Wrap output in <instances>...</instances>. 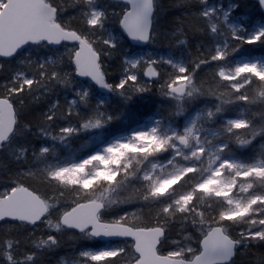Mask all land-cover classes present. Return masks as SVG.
I'll use <instances>...</instances> for the list:
<instances>
[{
    "label": "trees",
    "instance_id": "1",
    "mask_svg": "<svg viewBox=\"0 0 264 264\" xmlns=\"http://www.w3.org/2000/svg\"><path fill=\"white\" fill-rule=\"evenodd\" d=\"M233 1L239 5L240 12L264 21V13L257 2ZM48 2L57 11V23L68 31L77 30L78 35L83 33L81 37L86 39L100 55L107 82L115 85L123 80L126 50L144 47L135 46L125 35V42L121 45L114 48L104 45L105 36L99 28L89 29L85 24L83 10L88 7L85 0H48ZM97 6H103L107 12L105 23L117 29L121 27V17H124L129 10L125 5L115 3L113 0H98ZM204 8L203 0H155L153 30L147 47L157 53L181 56L191 72L195 63L209 59L216 51V42L212 37L210 24L204 16ZM255 46L257 48L253 50ZM255 46L232 42L226 52L230 60H234L239 51L264 54V39ZM236 48L238 50L235 52ZM76 49L77 46L74 44H64L59 49H51L47 44L40 43L13 59L0 60V98L12 102L18 119L15 135L0 150V200L13 191V188L24 186L30 190L34 189L33 192L46 201L50 209L48 217L37 227L14 223L0 226V264H64L65 261H86L81 253L88 248H99L103 243L92 239L88 233H77L62 226L61 217L73 201H93L99 194L108 190L110 194L108 200L104 201L103 221L112 222L124 213L117 214L114 211L117 206H126L117 195L119 189L115 187V183H101L90 190H85L78 186H66L60 182L50 183L48 180L51 172L48 165L65 156V146L77 150L83 145L86 140L83 135L86 123L90 125L96 120L108 124L131 122L134 118L132 110L135 109L144 111L141 113L142 117L158 111L162 118L177 122L178 127L182 129L185 120L193 111L205 105L214 109L218 103L206 94L201 95L200 92H194L190 97H187V94L185 98L175 100L173 95L168 94L167 85L173 79H177L178 72L163 63L156 65L159 79L143 85L149 91L139 93L134 87H128L123 92L111 90L110 102L104 107L93 99H81L77 93V84L81 81L77 77L75 68ZM50 57L55 59L54 63L48 61ZM221 65L220 62H213L201 66L196 73V86L199 87L204 83L218 93L227 92L222 85L218 86L215 78V72ZM208 68L212 71L206 72ZM20 74H26L32 79V83L23 84L22 79L18 78ZM188 91H191V88ZM259 91L260 86L256 84L247 88L250 97H256ZM72 98L78 100V107L71 106L69 99ZM69 109L72 112L70 116ZM232 111H243L253 121L254 130L261 133L252 146L243 152L237 148L235 155L246 163H253L258 159L264 160V149L260 147L261 141L264 140V103L257 102L247 106L234 104ZM102 114L105 115L104 118H101ZM47 116L54 118L48 120ZM108 118H111L110 121ZM218 124V121L213 122V128L217 129ZM71 127L79 131L70 134L61 132L62 128ZM44 147L48 148L46 156L41 152ZM54 154L59 155V159H54ZM151 162L153 161L145 158L135 160L127 169L126 177H133V173L142 177ZM122 177H125V174H121L120 178ZM190 186L185 184L181 191ZM255 191L264 193V184L257 182ZM209 204L214 210L228 208L224 201L206 197L200 202V207L206 209ZM159 207V204L146 205L135 215L132 214V210L136 208H132L127 211L129 215L125 223L130 226L154 223ZM256 218H264V213L258 217L250 215L228 225L226 231L239 242L236 258L231 264H264V240L253 237V234L260 230L253 223ZM192 221L191 216L184 218L177 215L167 222L168 238L164 244L165 251H159L161 255L170 256L179 252L181 259L191 260L201 252L199 235L202 226L198 220L196 223ZM49 236H54L57 243L52 244L48 240ZM121 244L127 251L115 264L134 263L136 253L133 244L129 242ZM167 249L174 251L169 253ZM29 254H35V258L29 259Z\"/></svg>",
    "mask_w": 264,
    "mask_h": 264
},
{
    "label": "snow or ice",
    "instance_id": "2",
    "mask_svg": "<svg viewBox=\"0 0 264 264\" xmlns=\"http://www.w3.org/2000/svg\"><path fill=\"white\" fill-rule=\"evenodd\" d=\"M88 7L83 10V16L86 26L89 29L102 28L104 21L107 19V12L103 6L92 7L93 0H87ZM261 8H264V0H258ZM239 7V5H236ZM133 14L127 18L121 17V23L124 29L134 39H140L147 42L151 37L150 33L140 34L138 29V21L135 18L137 9L148 13L153 9L151 0H141L140 3L133 5ZM227 15V14H226ZM55 27V26H53ZM215 32L216 28L213 26ZM77 30L73 29L69 33V37L75 34ZM80 33L79 36H82ZM79 36L76 38L79 39ZM237 40H243L244 44L253 45L264 39V31L259 34L244 39L236 36ZM83 43V41H81ZM105 43H110L105 41ZM111 47H116L114 43H110ZM90 47H92L90 45ZM238 48L234 49L237 51ZM75 55L80 56L81 50H78ZM228 53L217 49L213 55L207 60H200L193 65L191 72L187 67H180L179 71L183 76L179 86L175 79L169 82L167 88L169 95H183L188 88V95L191 96L194 92H200L201 95H207L218 103L214 109L209 108L206 112L207 119L211 122H219L217 129L212 131L214 140L202 139L197 134L196 121L194 120L189 126L185 127L182 132L173 131L172 135L161 137L157 134V129L154 127L150 131H140L133 135L128 143H116L110 145L104 150V155H93L88 160H85L79 165H74L71 170L63 169L49 173L48 180L50 183L60 182L63 178V173L71 171L73 173L82 172L84 168L92 164L94 161H100L109 167L97 172V177L103 182L118 184L120 181V173L122 169L119 167L124 163L128 153H138L147 158L156 156L161 153H172V159L169 164L173 165V170L167 174L153 175L145 173L142 179L147 182V191L143 194L141 202L144 206L159 204L155 214V222H149L142 225H128L125 220L129 213L124 212L119 219L112 222L103 221L104 201H73L68 209L63 213V221L71 226L72 218H76L75 227L81 232H84L89 226L91 231L88 232L92 237H106L111 239H127L133 238V248L139 250L136 252L135 264H145L141 259L140 253L144 251L143 240L145 231L148 233L159 234V244L157 250L165 251L164 244L168 238L167 222L180 215L184 218L193 217V223L197 220L202 226L200 229L199 241L204 245V251L209 248H215L218 245L231 247L234 240L230 233L226 231L228 225H231L244 217H247L253 209L264 206V193H256L250 196L246 202H242L235 198L234 193L237 188L241 191L254 189L258 181H264V160H257L254 163H244L239 159L231 158L235 155L236 149L239 148L243 152L260 137L261 133L254 130L253 121L250 120L243 111H232V105L243 104L251 105L257 102L264 103V66L259 63L251 65L245 63L242 66L238 65L233 71H225L219 69L215 72L217 84L222 85L227 89V92L218 93L215 89L207 87L201 83L196 86V73L199 72L201 66L209 65L213 62H222L225 60ZM80 63V61H77ZM133 67L140 63L139 60L132 62ZM98 67V66H97ZM208 68L206 72H211ZM81 75H85L81 70ZM145 75L152 79H159L158 70L149 66ZM97 83L109 90L125 91L128 87H134L139 93L149 91V89L139 83V76L130 75L126 79L113 85L106 83L103 77H96ZM131 82V83H129ZM259 85L260 91L256 97H250L247 94L249 85ZM204 89V91H201ZM87 96H81L83 99ZM227 96V99H225ZM72 105L76 104L73 100ZM72 114L71 109L68 115ZM48 120H52L53 116H47ZM200 115L197 114L198 120ZM102 121L96 120L94 124H85L98 127ZM74 129L62 128L61 132L70 134ZM227 137L228 139H225ZM260 147L264 149V140L261 141ZM47 148H42L41 152H47ZM228 154V155H226ZM182 161V162H181ZM206 164V168L202 169V165ZM156 166L153 165V168ZM125 177L128 175L127 165L123 169ZM133 176L136 174L133 173ZM197 178V179H194ZM92 181H85L82 185L84 189H88ZM185 184L191 186L183 191ZM15 189L13 188V191ZM32 191H35L34 189ZM209 197L213 200L224 201L229 207L223 210H214L209 204L205 209L200 207V202L204 197ZM134 199V198H133ZM40 208L43 214L37 217L31 223L39 225L44 221L47 214V205L43 200L39 201ZM133 209L132 214L137 211H142L143 207ZM14 218L0 217V224L16 223ZM264 224V219L260 220ZM206 227H203L205 226ZM133 229H136L135 231ZM257 236L264 240V232H258ZM48 240L52 244H56L57 240L54 236H49ZM18 243V242H17ZM127 251L126 248L114 247L112 249L101 250L99 252H83L82 256L90 258L93 264H115V262ZM169 253L174 249H167ZM153 257L158 264H166V258ZM35 254H29V259H34ZM201 257H197L200 260ZM230 264V262H229Z\"/></svg>",
    "mask_w": 264,
    "mask_h": 264
},
{
    "label": "rangeland",
    "instance_id": "3",
    "mask_svg": "<svg viewBox=\"0 0 264 264\" xmlns=\"http://www.w3.org/2000/svg\"><path fill=\"white\" fill-rule=\"evenodd\" d=\"M7 1L8 0H0V12L6 5ZM85 1L87 2V0ZM203 1L205 5L204 16L210 24L212 37L216 42V50L219 49V50L227 51L228 47L232 42L238 45H248V44H244L243 40H237L235 37L240 36L243 37L244 39H247L259 34L261 31H264V21L262 19L252 17L251 15L244 14L242 13V11L240 12L239 8L236 7V5L238 4L233 0H218L214 2H211L209 0H203ZM97 3L98 0H93L92 6L97 7ZM213 26H215L216 28L215 32L212 30ZM99 31H101L105 36L103 43L106 46L107 45L110 46V43H114L116 46H118L125 42L124 35L126 36V34L122 30V27L117 29L116 27H113L110 24H106L104 21V26L102 28H99ZM105 41H109L110 43H105ZM256 44L253 45L255 46ZM256 48L257 47L255 46L253 50ZM30 51L31 50H29V52ZM137 60H139L140 63L135 67H133L132 62ZM48 61L54 63L55 59L53 57H50ZM161 63L167 65L168 67H171L172 69L178 72V77L176 79L178 86L180 80L183 79V76L180 73L179 69L180 67H187L184 58H182L181 56L172 55L170 53H166V54L157 53L150 50L149 47H144L142 49L130 48L129 50L128 49L126 50V55L124 57V64L126 66L125 71L123 72L124 79H126L127 76L130 75H137L139 76V83L141 85L149 84L150 82L145 78V70L150 65L154 66L157 69L156 65ZM220 63L222 64L220 69H223L225 71H233L238 65L242 66L245 63L249 65L253 63H259L261 66H264V54L260 52L239 51L236 53L234 60H230L229 56L227 55L225 60ZM18 78L22 79L23 84L30 85L32 83V79L27 77L26 74H20ZM77 88H78L77 93L79 96H84V94L87 93V96H85L83 99L85 98L93 99V101L99 103V105L103 107L107 106L108 103L110 102L109 94L111 93V90H108V92L104 94L100 91L98 87H96L92 83L83 82V81H81L80 84H77ZM186 95L185 96L173 95L172 97H174L176 100L178 98H185ZM187 97L190 96L187 95ZM73 100L76 101V104L74 106L71 103ZM69 103L74 108L79 106L78 100L74 98L69 99ZM208 109L209 106L205 105L203 108L196 109L195 111H193L192 114L185 120L182 129L178 127L177 122L175 123L173 121H168L162 118L160 112L158 111L142 117L141 113L144 111L142 110V112H140V110L134 109L132 110V115L134 118L131 122L123 121L122 124L101 123V125L98 127L89 126L87 128H84L83 135L86 137V140L83 143V145L77 150H73L65 146L66 147V149L64 150L65 156L62 157L61 160L49 164L48 168L51 170V172H55L57 170H63V169L71 170L74 165H79L83 163L85 160H88L93 155H104V150L110 145H114L116 143H122V144L128 143L133 137V135L140 131L148 132L155 127L157 129V134L159 136L167 137L172 135L173 131L182 132L183 129L189 126L194 120L196 121L197 134L200 135L202 139L207 138V140H214L212 131L215 130L216 128H213V122L207 119L206 112ZM197 114L200 115V118L198 120L196 119ZM104 117L105 115L102 114L101 118ZM108 119L110 121L111 118ZM94 123L95 122L91 124ZM71 128L74 129V131L72 132L76 133L79 131L76 130L75 127H71ZM47 153L48 151L43 152V156H46ZM231 158L239 159L242 162H244L237 155H234ZM54 159H59V155L54 154ZM138 159H144V157L139 155L138 153H132V152L128 153V156L126 157L124 163L119 165V167L122 169L120 175L124 174L123 169L125 167V164L127 165V169H129L132 163ZM171 159H172L171 151L161 153L158 156H149L145 158V160H150V161L152 160L153 162H151L147 171L143 173V176L146 172L152 173L154 176L167 174L171 172L173 170V165L169 164V161ZM258 160H262V159H258ZM153 165H155L156 167L153 168ZM106 167L109 166L103 164L100 161H94L92 164L87 165L82 172H76V173H73L71 171L64 172L63 178L60 181V183L66 186H72V187L78 186L83 188L82 185L85 181H92L93 183L90 185V187L88 189H85V190H90L98 184L107 183V182H103L100 178L97 177V172L103 170ZM203 168H206V164L202 165V169ZM259 182L264 184V181H258V183ZM255 187L254 189L246 190V191H241L238 187L237 191L234 193V196L236 199L242 202H246L253 194V192H256ZM109 194L110 193L107 190L106 192L99 194L93 201H98V200L107 201L109 198L108 197ZM227 207L229 206L227 205ZM262 213H264V206H260L253 209V211L248 216L255 215L258 217L261 216ZM262 219L264 218L261 219L256 218L253 220L254 225L258 226L260 229L259 231L253 234V237L259 238L257 236V233L264 232V224L260 223V220ZM114 247L125 248L121 243H117V244L104 243L99 248H88L85 250V252L95 253L101 250L112 249ZM180 255L181 254L177 252L170 256L174 258H180ZM82 258L86 261H79V262L65 261L64 264H88L86 262H92L88 257L82 256Z\"/></svg>",
    "mask_w": 264,
    "mask_h": 264
},
{
    "label": "water",
    "instance_id": "4",
    "mask_svg": "<svg viewBox=\"0 0 264 264\" xmlns=\"http://www.w3.org/2000/svg\"><path fill=\"white\" fill-rule=\"evenodd\" d=\"M113 1L129 8L124 15L125 18L130 14H133V5L141 2V0ZM253 1L258 3V0ZM144 2H147V0H144ZM151 3L153 5L151 12L145 13L141 9H137L135 12V18L138 21L137 31L140 34L150 33V37L152 35L155 16V0H151ZM261 10L264 13V8H261ZM56 19L57 11L52 5H50L48 0H8L0 12V60L13 59L30 47L37 46L40 43L47 44L51 49H59L64 44H74L77 46V51L81 50V55H75L74 58L77 77L83 82L92 83L98 87L102 93L106 94L109 89L104 88L93 78V75L98 78L103 77L105 82L108 83L101 66L100 55L86 39L82 38L77 33L69 37V33L72 31L64 29L57 23ZM121 27L130 42L135 46L146 47L149 45L151 38L147 42L140 39H134L124 29L122 23ZM77 36H79V39L76 38ZM81 41H83V43H81ZM90 45L92 47H90ZM77 61H80V63H77ZM81 70L87 74L81 75ZM145 78L150 83L158 80L149 78L146 75ZM187 92L188 89L182 96H185ZM17 125L18 119L15 106L10 100L0 98V150L15 135ZM41 200L43 199L39 195L27 187L23 186L16 188L0 200V217L14 218L18 221L14 224H27L32 227H37L41 223L34 226L31 221H35L37 217L43 214V210L39 205V201ZM46 205L47 214L45 215L44 220L48 217L50 212L47 203ZM103 210H105V206ZM62 217L61 224L66 229L77 233H88L91 231V226L85 229L84 232H81L76 228L74 226L76 222L75 217L72 218L71 226L64 223ZM1 225L3 224H0V226ZM133 230L135 231L136 229ZM90 237L100 243L129 242L133 244V238L131 237L127 239H111L103 236ZM158 244L159 234L148 233L145 231L143 240L144 251L140 253L141 259L144 260L145 264H158V261H156L152 255L153 252L155 253V257L166 258V264H229V262L231 264L236 258L239 242L234 240L231 247L218 245L215 248H209L207 252L204 251V245L201 243V252L191 260L161 255L159 250H157ZM137 251L139 250H135V253ZM198 256L201 257L200 260H197ZM132 264H135V262Z\"/></svg>",
    "mask_w": 264,
    "mask_h": 264
},
{
    "label": "clouds",
    "instance_id": "5",
    "mask_svg": "<svg viewBox=\"0 0 264 264\" xmlns=\"http://www.w3.org/2000/svg\"><path fill=\"white\" fill-rule=\"evenodd\" d=\"M146 185L147 182H145L139 174H136L131 178L128 177L120 178L119 183L115 184V187L119 189L117 195L121 197V202L126 206L124 207L117 206V208L114 209V211L117 212V214H119L122 212L129 211L132 208H139L141 206H144L141 202L140 197H142L143 194L147 191Z\"/></svg>",
    "mask_w": 264,
    "mask_h": 264
}]
</instances>
